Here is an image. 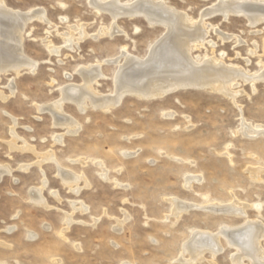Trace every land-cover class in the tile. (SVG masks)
<instances>
[{"label": "rangeland", "instance_id": "obj_1", "mask_svg": "<svg viewBox=\"0 0 264 264\" xmlns=\"http://www.w3.org/2000/svg\"><path fill=\"white\" fill-rule=\"evenodd\" d=\"M0 1L15 11L45 13V20L26 24L21 40L35 66L0 73V168L10 169L0 177V264H186L190 256L181 249L194 231L235 229L250 220L262 226L264 248V135L241 131L242 118L264 126V79L256 76L264 69V21L251 25L242 14H211L204 19L206 36L191 48L198 63L211 57L250 75L230 84L233 96L204 86L151 99L128 94L108 109L65 102L64 115L79 123L72 134L37 106L61 98L68 84L79 85L78 69L89 65L99 64L104 74L96 91L113 93L121 50L146 57L165 27L143 16H118L120 31L110 35V13L91 0ZM162 2L198 20L218 0ZM25 144L35 152L23 151ZM49 151L63 169L84 173L89 186L80 180L74 194L52 161L35 163ZM43 177L48 208L29 198ZM171 198L190 206L176 215ZM214 203H234L245 213L215 211ZM226 240L221 235L222 250L205 251L195 264H234L237 251Z\"/></svg>", "mask_w": 264, "mask_h": 264}, {"label": "bare ground", "instance_id": "obj_2", "mask_svg": "<svg viewBox=\"0 0 264 264\" xmlns=\"http://www.w3.org/2000/svg\"><path fill=\"white\" fill-rule=\"evenodd\" d=\"M91 4L99 10L110 13L113 19L108 31L110 35L120 31L115 24V19L118 16H143L150 25H163L165 27V33L151 46L146 57L140 58L125 50H121L122 60L118 64L113 77V93L103 95L96 91L94 83H97L104 74L100 70L99 64L89 65L78 69V74L82 79L79 85L68 84L61 88V98L50 103L48 106H37L39 110H48L53 117L54 124L64 126L67 133H75L79 127V123L70 116H67V114L64 115L63 104L65 102H73L80 110H84L87 105L108 109L116 106L128 94L151 99L161 97L164 94L181 88L204 86H209L212 90H219L227 95L233 96L234 92L230 89V84L237 77L244 80L250 77L241 68L225 66L221 62H215L216 60L211 57L198 63L197 59L191 55V48L193 45H197L196 42L203 40L207 34L204 23L205 17L214 13H221L224 17L229 13H235L245 15L249 24H257L264 21V0H218L217 4L213 7L202 11L198 20H192L185 13L166 6L162 0H135L133 2H121L120 0H107L102 2L101 0H91ZM34 17L45 20L44 10L15 11L6 7L0 1V73L6 72L9 69L18 73L23 67L32 68L35 66V63L31 59L24 56L21 47L24 28ZM84 36L85 31L81 27L78 37L81 39ZM68 40L71 42V39ZM49 48L51 51L56 52V47L51 46ZM113 61L116 63L117 59ZM256 76L257 78L264 79V69ZM5 98L6 96H2V99ZM241 126V131L247 136L264 135V126L252 125L245 122L243 118L241 119ZM11 132L14 136L13 128ZM61 137V135H56L55 140L60 141ZM21 149L35 152L33 148L29 145L26 146V144ZM38 157L40 159L37 162L35 161L38 165L45 161H52L55 164L56 174L61 179V183L70 192L74 194L79 193L82 188L81 183H79L80 180H83V188L89 186L90 183L84 173L81 172V175H76L63 169L53 151L39 154ZM8 168V166L0 168V177L3 172L10 170ZM100 168L103 173L107 172L106 166L102 163H100ZM46 183L47 179L43 177L42 184L30 192L29 198L33 203L48 208L49 204L42 194ZM53 196L55 197V195ZM169 200L173 206L172 213L176 215L190 206L181 203L180 200V202L177 201L175 198ZM80 204L81 206L78 209L84 213L87 207L83 201H80ZM211 205L210 208L215 211L234 214L245 213L244 209L235 207L234 203L228 205L214 203ZM73 208L75 209L74 205ZM67 216L65 223L69 225V222L72 220L71 214ZM118 223L121 224V222ZM67 228L68 226L64 227V229ZM221 235L237 251V254L234 255V262L232 263L243 264L242 259L248 258L250 264H264V248L259 245V240L263 237V228L259 222L252 220L235 229H229L227 226H223L216 232L194 231L190 240L186 241L181 249L182 254L187 252L190 256L188 260H185L186 264H195L197 260L203 257L205 251H210L209 253L213 256L222 250L219 242ZM60 236L65 237L62 230L60 231Z\"/></svg>", "mask_w": 264, "mask_h": 264}]
</instances>
